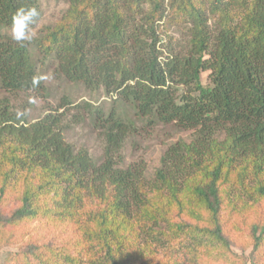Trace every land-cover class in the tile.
<instances>
[{"label": "trees", "instance_id": "trees-1", "mask_svg": "<svg viewBox=\"0 0 264 264\" xmlns=\"http://www.w3.org/2000/svg\"><path fill=\"white\" fill-rule=\"evenodd\" d=\"M61 1L58 22L21 46L11 18L35 7L34 29L40 1L0 0V248H17L0 264H150L165 241L264 264V0ZM168 23L183 30L167 35ZM31 45L57 78L114 97L107 112L74 106V122L84 114L99 131V163L65 140L67 112L30 123L12 105L46 94ZM116 105L189 141L169 145L148 177L143 160L124 163L139 132Z\"/></svg>", "mask_w": 264, "mask_h": 264}, {"label": "rangeland", "instance_id": "rangeland-1", "mask_svg": "<svg viewBox=\"0 0 264 264\" xmlns=\"http://www.w3.org/2000/svg\"><path fill=\"white\" fill-rule=\"evenodd\" d=\"M41 5L42 16L33 31V38L38 37L39 32L46 28L51 27L61 18L67 5L61 0H39ZM183 30L177 24H166L161 27V31H165L167 35H179ZM32 62L36 66L38 74L42 77L43 84L46 89V94L41 95H24L20 94L17 99L12 102V105L17 110L19 116L25 117L27 122H34L42 117L50 110H56L59 113L67 112L69 116L63 120L64 138L75 150L85 149L95 163H99L103 159L102 154V140L98 135L99 131L92 124L90 118H85L83 114L82 120L75 123V118L79 113L74 110V106L82 103H91V105L104 107L105 112L109 111L113 102L112 96H106L104 93H92L86 90L79 83H69L61 78H57L53 70L55 65L52 63L51 58H43L36 49L29 48ZM202 80L205 82L206 75H201ZM5 94L0 91V97ZM116 110L121 114L122 118L134 123L138 128V134L131 136L125 142L123 147L124 163L143 160L146 165V175L149 177L154 169L159 164V159L165 149L172 143L183 140L189 141L190 133L181 130L173 125L153 124L147 126V122L136 116L133 109L127 105H116ZM125 120V121H126ZM124 165V164H123ZM243 201H247L243 198ZM237 205V204H236ZM252 217H246L245 222H249ZM17 228V227H16ZM12 229L13 231L16 230ZM30 230L29 235H35L38 232L37 223L33 222L28 229L23 230L24 240L28 239L26 231ZM201 244L194 246L192 243H177L176 247L167 246L165 241V253H153L148 256L150 264H231L230 260L224 261V257L219 258L217 254L219 249L213 252V256H217L220 260L215 261L211 258L210 247L211 244ZM213 245V244H212ZM16 247H8L3 245L0 248V263L4 260L5 256L13 253ZM236 253H240L234 250ZM207 252L210 253L207 255ZM164 261V262H163Z\"/></svg>", "mask_w": 264, "mask_h": 264}, {"label": "clouds", "instance_id": "clouds-1", "mask_svg": "<svg viewBox=\"0 0 264 264\" xmlns=\"http://www.w3.org/2000/svg\"><path fill=\"white\" fill-rule=\"evenodd\" d=\"M39 11L35 7H21L11 18L10 38L13 42L24 45L33 38V26L39 18Z\"/></svg>", "mask_w": 264, "mask_h": 264}]
</instances>
